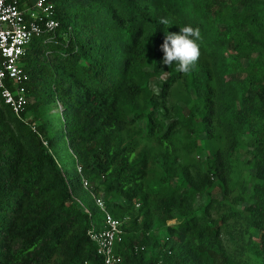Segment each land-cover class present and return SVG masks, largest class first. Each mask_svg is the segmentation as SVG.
I'll use <instances>...</instances> for the list:
<instances>
[{
  "label": "trees",
  "instance_id": "1",
  "mask_svg": "<svg viewBox=\"0 0 264 264\" xmlns=\"http://www.w3.org/2000/svg\"><path fill=\"white\" fill-rule=\"evenodd\" d=\"M52 1L57 28L20 58V115L0 96V264H103L92 193L125 220L114 264H264V0ZM184 25L201 35L187 73L160 48ZM240 155L253 174L233 194Z\"/></svg>",
  "mask_w": 264,
  "mask_h": 264
},
{
  "label": "built area",
  "instance_id": "2",
  "mask_svg": "<svg viewBox=\"0 0 264 264\" xmlns=\"http://www.w3.org/2000/svg\"><path fill=\"white\" fill-rule=\"evenodd\" d=\"M57 26L52 0H0V96L16 116L27 102L25 82L28 74L20 58L32 38L53 32ZM80 169L76 163V170L80 172ZM82 184L86 187L88 181L82 178ZM92 196L103 212L102 228L93 224L87 234L102 256L103 264L118 263L120 255L114 252V245L121 240L125 220L107 211L101 197L95 193Z\"/></svg>",
  "mask_w": 264,
  "mask_h": 264
},
{
  "label": "clouds",
  "instance_id": "3",
  "mask_svg": "<svg viewBox=\"0 0 264 264\" xmlns=\"http://www.w3.org/2000/svg\"><path fill=\"white\" fill-rule=\"evenodd\" d=\"M160 23L166 27L169 25L167 19H162ZM200 39L199 28L191 25L179 26L178 32L166 31L160 45L163 52L162 63L175 65L180 72H189L200 56Z\"/></svg>",
  "mask_w": 264,
  "mask_h": 264
},
{
  "label": "rangeland",
  "instance_id": "4",
  "mask_svg": "<svg viewBox=\"0 0 264 264\" xmlns=\"http://www.w3.org/2000/svg\"><path fill=\"white\" fill-rule=\"evenodd\" d=\"M50 106L51 109L47 112V117L51 119L52 124L54 125L52 129H55L57 132V134L53 136L54 139L50 146L51 151L53 152L56 160L63 169L66 177L73 180V175L76 168L75 158L60 131L61 121L59 115L61 113L62 106L60 102H52ZM243 156L244 155H240L238 157L239 161L236 164V167L232 174V184L234 188L233 194L238 193L240 181H244V185L249 186L253 174L252 168L246 165L244 161H242ZM231 198L232 197H230V199ZM243 205L244 204L242 202H237L236 208L242 209Z\"/></svg>",
  "mask_w": 264,
  "mask_h": 264
}]
</instances>
